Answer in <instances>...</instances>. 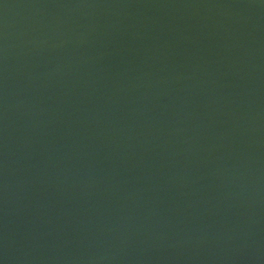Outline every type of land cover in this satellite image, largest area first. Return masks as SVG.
I'll use <instances>...</instances> for the list:
<instances>
[{"label":"water","instance_id":"1","mask_svg":"<svg viewBox=\"0 0 264 264\" xmlns=\"http://www.w3.org/2000/svg\"><path fill=\"white\" fill-rule=\"evenodd\" d=\"M0 264H264V0H0Z\"/></svg>","mask_w":264,"mask_h":264}]
</instances>
